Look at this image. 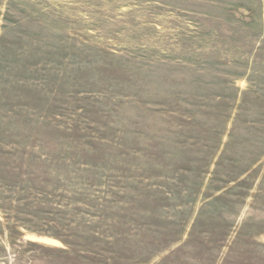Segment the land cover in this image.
<instances>
[{
  "label": "rangeland",
  "instance_id": "obj_1",
  "mask_svg": "<svg viewBox=\"0 0 264 264\" xmlns=\"http://www.w3.org/2000/svg\"><path fill=\"white\" fill-rule=\"evenodd\" d=\"M0 264H264V0H0Z\"/></svg>",
  "mask_w": 264,
  "mask_h": 264
}]
</instances>
